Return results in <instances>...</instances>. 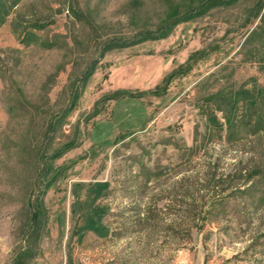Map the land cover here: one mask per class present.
I'll return each instance as SVG.
<instances>
[{
  "label": "rangeland",
  "instance_id": "obj_1",
  "mask_svg": "<svg viewBox=\"0 0 264 264\" xmlns=\"http://www.w3.org/2000/svg\"><path fill=\"white\" fill-rule=\"evenodd\" d=\"M29 255L264 264V0H0V264Z\"/></svg>",
  "mask_w": 264,
  "mask_h": 264
},
{
  "label": "trees",
  "instance_id": "obj_2",
  "mask_svg": "<svg viewBox=\"0 0 264 264\" xmlns=\"http://www.w3.org/2000/svg\"><path fill=\"white\" fill-rule=\"evenodd\" d=\"M247 96V92H240V93H237L233 96V98H235V104L237 105L239 100L243 97ZM257 100L255 97L252 98V100H250V103H254L256 104ZM41 227H42V221L41 222H38V217L35 216V225H34V234L37 233V231L39 232L41 230ZM31 258V256L29 255L28 257H26V259L23 261L22 264H27L28 260Z\"/></svg>",
  "mask_w": 264,
  "mask_h": 264
}]
</instances>
